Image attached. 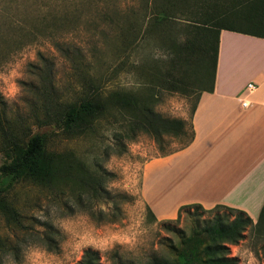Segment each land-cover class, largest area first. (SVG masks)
<instances>
[{"label": "rangeland", "instance_id": "374dc122", "mask_svg": "<svg viewBox=\"0 0 264 264\" xmlns=\"http://www.w3.org/2000/svg\"><path fill=\"white\" fill-rule=\"evenodd\" d=\"M26 1L29 4L34 0ZM36 1L55 3L59 12L70 14L56 21L52 36L27 38L20 49L0 62L1 107L8 119L26 118L31 132H48L49 149L73 150L100 177L104 193L92 196L76 183L68 187L59 184L54 189L27 180L15 183L6 200L15 208L16 220L0 210V264H77L86 250L97 252L101 264L171 263V247L179 245L195 223L210 215L192 208L181 210L178 217L176 212L172 218H152L140 195V183L144 164L177 150L185 138L165 137L160 149L150 135L139 133L133 140L122 139L125 152L109 150L106 155V147H115L114 133L123 130L125 120L121 115L100 119L92 127L96 130L75 138L60 134L53 123L36 126L33 115L43 113L41 81L45 75L50 88L44 87L58 103L74 101L86 80L95 81L103 93L125 89L147 97L153 88V109L163 117L182 118L186 123L197 89L190 88L193 92L188 93L170 91L165 83L140 72L138 67L146 58L167 57L165 50L150 38L145 40L143 33L138 35L133 51L122 54L118 26L102 12L111 13L114 7L123 8L132 0ZM55 40L71 46L69 58L55 47ZM105 191L114 195L112 201ZM119 193L130 198L122 199ZM263 245L264 238L248 229L241 240L228 246V256L240 264H264Z\"/></svg>", "mask_w": 264, "mask_h": 264}, {"label": "trees", "instance_id": "16d2710c", "mask_svg": "<svg viewBox=\"0 0 264 264\" xmlns=\"http://www.w3.org/2000/svg\"><path fill=\"white\" fill-rule=\"evenodd\" d=\"M102 13L110 23L115 22L118 26L122 54L128 55L133 51L141 33L145 40L150 38L157 47L165 50L166 58H146L138 69L144 76L165 83L170 91L181 93L193 92L190 89L192 80L207 75L212 77L221 29L264 37V0H132L123 8L114 7L111 13ZM68 14L70 11L59 12L57 4L52 2L34 0L28 4L26 0H0V62L20 49L27 38L35 40L39 36H52L56 21ZM177 18L183 20L182 23ZM54 45L69 58L71 46L56 40ZM38 56L44 60L41 53ZM39 76L41 78L42 73ZM41 82L50 88L46 75ZM44 86L43 113L33 115L36 126L53 123L60 134L75 138L96 130L92 127L100 119L123 117V130L113 135L115 147H106L105 154L109 150L118 154L125 152L126 145L122 139L133 140L139 133L150 135L160 149H163V140L168 136L185 138L178 149L193 139L190 118L198 92L186 123L182 118L163 117L153 109V88L147 97L138 95V91L125 89L103 93L95 81L86 80L74 101L58 103ZM1 105L3 97L0 94V210L4 214L16 220L17 212L6 200V194L21 180L50 189L59 184L68 187L76 183L92 196L104 193L100 177L88 169L73 150L49 149L48 132H31L27 119L22 116L8 119ZM105 193L112 201L114 195L109 191ZM117 196L130 198L126 193ZM145 206L156 219L150 208ZM192 208L201 209L210 216L203 218L200 224L195 223L190 233L181 238L180 244L171 247L174 259L168 264H240L238 259L228 256V246L241 240L248 229L254 236L264 238V204L256 222L245 211L224 204L209 208L199 203L182 204L177 209V217L181 210ZM262 254L264 258V245ZM77 264L101 263L97 252L86 250Z\"/></svg>", "mask_w": 264, "mask_h": 264}, {"label": "crops", "instance_id": "0c3cea01", "mask_svg": "<svg viewBox=\"0 0 264 264\" xmlns=\"http://www.w3.org/2000/svg\"><path fill=\"white\" fill-rule=\"evenodd\" d=\"M192 81L193 139L144 164L142 200L157 219L199 203L235 207L256 222L264 204V37L221 29L212 77Z\"/></svg>", "mask_w": 264, "mask_h": 264}, {"label": "built area", "instance_id": "2783aa9c", "mask_svg": "<svg viewBox=\"0 0 264 264\" xmlns=\"http://www.w3.org/2000/svg\"><path fill=\"white\" fill-rule=\"evenodd\" d=\"M247 88H248V89H252V88H254V85H253L252 83H249V84L247 85Z\"/></svg>", "mask_w": 264, "mask_h": 264}]
</instances>
